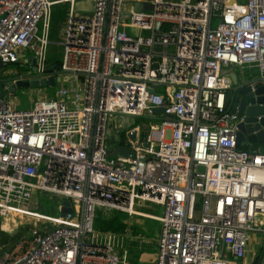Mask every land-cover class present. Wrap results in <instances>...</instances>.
Returning a JSON list of instances; mask_svg holds the SVG:
<instances>
[{
	"label": "built area",
	"instance_id": "2783aa9c",
	"mask_svg": "<svg viewBox=\"0 0 264 264\" xmlns=\"http://www.w3.org/2000/svg\"><path fill=\"white\" fill-rule=\"evenodd\" d=\"M78 1L0 0V64L33 62L40 79L51 75L52 9L69 5L54 72L69 85L29 109L0 97V209L33 218L35 191L71 202L40 213L0 264H129L130 245L150 241L96 229L98 208L162 223L153 264H244L251 234H264V153L238 145L245 116L227 106L222 72L255 67L264 79V0H91V15ZM111 115L160 124L145 137L116 130L111 147ZM120 145L132 153L114 154Z\"/></svg>",
	"mask_w": 264,
	"mask_h": 264
},
{
	"label": "rangeland",
	"instance_id": "374dc122",
	"mask_svg": "<svg viewBox=\"0 0 264 264\" xmlns=\"http://www.w3.org/2000/svg\"><path fill=\"white\" fill-rule=\"evenodd\" d=\"M91 0H80L78 1V7H81V13L85 15H91ZM131 3V2H128ZM69 11L68 4L55 5L52 9V18H51V43L49 45V56L62 58L63 55V25L67 18ZM218 20L215 21L214 27L217 25ZM39 28L41 32L42 22L39 23ZM131 34H133L131 32ZM28 53L31 56L32 51L27 49L25 54ZM22 56L20 61H23ZM34 65L26 63L18 62L14 64H9L0 69V79L3 78H13L18 76V73H22L24 71L30 70V68ZM69 82L64 80V78L57 77L55 83L53 85L46 86H38V87H18L15 92H10L8 89L5 92L0 91V97H6V99H13L15 101V106L17 109H29L33 107L35 101H38L41 98H55L57 97V90L63 86H68ZM158 123L160 121L154 120L148 115L140 116V117H128V116H116L111 115L108 117V143L109 146H115L120 141V136L118 137L116 134V130L120 131V135L123 134L129 128H133L135 126L140 127L144 132V137L149 131V128L152 124ZM170 137V130H167L166 138ZM38 200L34 202L32 205V209L39 213L48 214L50 216H59L61 214V209L59 208L60 202L64 199L63 197L52 194L50 192L38 191ZM140 211L161 215L162 207L158 206L154 203L144 202L140 207H138ZM114 209H104L98 208L97 219H105L111 215H114ZM32 218V217H30ZM127 221L130 224L129 229L133 233L134 236L139 238H144L149 240L150 243H145L141 249L136 244L135 247H131L130 256L128 259L129 264L131 263H144V264H153L155 263V258L157 255V241L159 239L162 223L153 218H148L144 216L127 215ZM42 224V222H41ZM32 223H23L21 225V230L19 236L22 238L21 240L28 239L31 234ZM134 228L137 229V233H134ZM252 241H250V250L248 256L244 260V264H252L259 248L263 245L264 234H251ZM20 240V241H21Z\"/></svg>",
	"mask_w": 264,
	"mask_h": 264
},
{
	"label": "water",
	"instance_id": "95a60500",
	"mask_svg": "<svg viewBox=\"0 0 264 264\" xmlns=\"http://www.w3.org/2000/svg\"><path fill=\"white\" fill-rule=\"evenodd\" d=\"M135 9L140 11L142 4L136 3ZM3 67V64H0V69ZM59 68L60 63L49 65L47 72L51 74L50 77L48 79H40L36 74V67L33 66L30 70L19 73L16 77L0 79V91L5 92L8 89L10 92H15L18 87L53 85L55 83L54 72ZM252 85H254L255 90L252 89ZM156 88L157 86H155ZM227 106L231 111L245 116V119L238 126V145H249L250 151L264 153V79L256 76L235 81L227 92ZM155 112L161 113L163 112V108H155ZM132 137L135 138L136 135L134 134ZM113 153L129 154L132 153V149L120 145L113 150ZM62 205L61 214L64 215L66 212L71 211L69 199L64 198ZM2 237H4V233L2 231V221L0 220V239ZM261 256L262 248L254 258L252 264H264V259L260 261ZM237 264H242V262H238Z\"/></svg>",
	"mask_w": 264,
	"mask_h": 264
},
{
	"label": "crops",
	"instance_id": "0c3cea01",
	"mask_svg": "<svg viewBox=\"0 0 264 264\" xmlns=\"http://www.w3.org/2000/svg\"><path fill=\"white\" fill-rule=\"evenodd\" d=\"M128 5L131 3H127ZM225 76H228L233 84L235 81H241L242 79H249L256 77L257 74V68L255 67H241L237 65H228L225 66L222 72ZM19 74V73H18ZM56 81V78H55ZM13 104H15V101L10 99ZM244 149L249 150V145H244L240 146ZM38 191H35L33 193V198L32 200L26 205V207L32 209V205L34 202L38 200ZM37 215H35L33 218H30L31 216L26 215V214H20L17 213V211L13 209H7V210H2L0 209V214L4 215L5 217H9V219L5 220L4 218H0L2 221V231L4 233V237L0 239V253L9 250L15 247L16 244L20 242L22 239L19 236L20 230H21V225L23 223H32L33 225H42L41 224V218H43L40 213L36 211Z\"/></svg>",
	"mask_w": 264,
	"mask_h": 264
},
{
	"label": "trees",
	"instance_id": "16d2710c",
	"mask_svg": "<svg viewBox=\"0 0 264 264\" xmlns=\"http://www.w3.org/2000/svg\"><path fill=\"white\" fill-rule=\"evenodd\" d=\"M49 65L60 63L61 58L49 56ZM127 213L119 210H115L114 215L106 217L105 219H97L95 221V227L98 230L102 231H112V232H124L127 228L130 227L129 222L127 221ZM134 233H137V229L134 228ZM138 242L130 245L129 252L131 247H135ZM138 246V245H137ZM139 247V246H138ZM142 248V247H141ZM139 247V249H141Z\"/></svg>",
	"mask_w": 264,
	"mask_h": 264
},
{
	"label": "flooded vegetation",
	"instance_id": "af4514ba",
	"mask_svg": "<svg viewBox=\"0 0 264 264\" xmlns=\"http://www.w3.org/2000/svg\"><path fill=\"white\" fill-rule=\"evenodd\" d=\"M262 248V256H261V260L260 261H262L263 259H264V245H262L260 248H259V250ZM259 250H258V252H257V254L259 253ZM257 254H256V256H257Z\"/></svg>",
	"mask_w": 264,
	"mask_h": 264
},
{
	"label": "bare ground",
	"instance_id": "6f19581e",
	"mask_svg": "<svg viewBox=\"0 0 264 264\" xmlns=\"http://www.w3.org/2000/svg\"><path fill=\"white\" fill-rule=\"evenodd\" d=\"M130 7H131V4H129V5L127 4V8H130ZM1 217L4 218L5 220L9 219V217H5L4 215L0 214V218H1ZM39 224H40V223H39ZM39 224H37V225H39ZM37 225H36V226H37Z\"/></svg>",
	"mask_w": 264,
	"mask_h": 264
}]
</instances>
